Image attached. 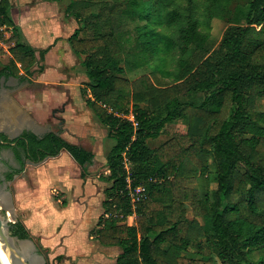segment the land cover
<instances>
[{
	"label": "trees",
	"instance_id": "16d2710c",
	"mask_svg": "<svg viewBox=\"0 0 264 264\" xmlns=\"http://www.w3.org/2000/svg\"><path fill=\"white\" fill-rule=\"evenodd\" d=\"M236 1L199 0L202 20L169 9V0L68 3L69 15L82 24L68 42L89 79L85 103L115 141L104 164L109 174L101 177L108 186L95 230L101 245L121 250L115 264H264V104L257 109L264 101V0H242L244 12L231 18ZM8 9L9 1L1 0L0 16L10 26ZM125 16L145 21L134 27L133 39L118 23ZM214 18L228 27L213 45L208 39ZM157 26L176 27L177 36ZM176 50L175 73L156 67L133 80L122 75L138 56L150 60ZM45 51H39V60ZM8 52L16 72L42 70L33 69L31 47L16 43ZM179 118L185 120L184 132L155 149L147 146V139L169 134L166 125ZM59 133L12 139L20 168L8 178L23 169L25 159L40 162L61 151L88 175L95 155ZM127 177L146 190L134 208L125 192ZM10 233L31 237L20 221L11 223Z\"/></svg>",
	"mask_w": 264,
	"mask_h": 264
},
{
	"label": "crops",
	"instance_id": "0c3cea01",
	"mask_svg": "<svg viewBox=\"0 0 264 264\" xmlns=\"http://www.w3.org/2000/svg\"><path fill=\"white\" fill-rule=\"evenodd\" d=\"M8 1L12 24L10 35L0 45V54H3L0 71L8 67L14 73L5 69L6 74L0 77V134L8 141L24 133L42 137L60 131L59 135L66 141L91 151V144L97 143V117L82 101L81 95L89 79L81 58L73 53L68 42L82 25L69 15L66 6H61L70 0ZM16 43L34 49L36 61L33 69L40 65V72L35 71L32 75L22 70L16 72L8 52V48ZM41 50H46L43 60H39ZM81 68L83 73H80ZM86 92L83 99L88 97ZM91 152L94 154V150ZM3 157L0 156V165H4L8 158L13 161L11 152H3ZM108 174L105 172L103 177ZM2 185L6 191V206L15 212L20 211L23 216L18 221L31 236L30 248H36L38 258L44 257V260L40 259L41 264L50 263L51 253L53 258L61 256V264H74L75 257H87L91 253L97 257V264H115L121 250L115 246H103L95 237L108 183L103 187L94 176H82L81 167L66 151L45 158L38 165L25 161L23 169ZM127 218L132 220L134 215ZM34 223L39 226L35 228ZM64 223L67 229L62 228ZM127 223L133 225L134 220H127ZM51 225L52 235L45 236L44 231H48ZM74 225L80 227L84 247L70 254L64 240H74ZM38 245L43 247L42 252Z\"/></svg>",
	"mask_w": 264,
	"mask_h": 264
},
{
	"label": "rangeland",
	"instance_id": "374dc122",
	"mask_svg": "<svg viewBox=\"0 0 264 264\" xmlns=\"http://www.w3.org/2000/svg\"><path fill=\"white\" fill-rule=\"evenodd\" d=\"M168 1V0H166ZM169 9L171 8H177L178 10H180L183 14L188 15L189 17L195 18V19H199L202 20L203 16H202V8L200 7V2L199 0H192V4L189 5L187 0H169ZM240 3V4H238ZM67 1H64V4H62L61 6H68ZM161 8V7H160ZM163 10V12L165 13L166 11H168L169 9H164L161 8ZM245 7L242 4V0H238L233 4V10H232V15L231 18H235L237 15L241 16V14L244 12ZM118 23L121 24V26L127 27V30L130 32V35L132 37V39L134 38V27L141 24V23H145V21H139V19L137 17H131V16H125L122 18H119ZM211 30H210V37L208 39V43L209 44H217L221 37L223 32L226 30V28L228 27V24L226 23L225 20L222 19H218V18H214L211 20ZM156 30L158 31H163L173 37H176V27H170L167 28L165 26H157ZM200 31H205L204 27L201 26L199 28ZM86 36V32H82V34H80V37H85ZM7 45V44H6ZM3 56V54H0V57ZM177 50L171 52L168 55H159L158 57H154L151 58L150 60H147L146 58H143V56H138L136 59V62L134 64V67L131 71L129 72H124L122 75L126 78H128L129 80H133L135 78H137L140 75L143 74H149L150 71L153 68H159L162 71H170L175 73L177 70ZM121 66H123V63L120 64ZM83 73V69L81 68L80 73ZM165 73H161L160 76L166 78L168 81L172 79V76H165ZM84 84V83H83ZM86 96L90 97L91 93L88 91L86 92ZM82 97V101L85 102V98L83 99V94L81 95ZM87 97V98H88ZM263 104L264 101L259 100L257 103V109L258 110H262L263 108ZM97 143L95 144H91V151L94 150V154H95V158H94V162L91 165H87V170H88V174L90 176H94L97 179V183H99L100 185H102L103 187L107 186V183L103 180H101L100 178H98V175H101L102 177L104 176L103 174L106 171V167L104 166L105 160H106V156L109 154L110 149L112 148V146L115 144L114 139H111L108 137V132H107V127L102 125L101 122L97 119ZM185 120L183 118H179L178 120L174 121L173 123H170L169 125H166L165 130H168L169 134H160L157 138L154 139H147L146 140V144L150 149H155L157 148L159 145H161L163 142H165L167 139L170 138V135L173 133H179V132H184L185 131ZM0 170L3 169V166L0 165ZM29 168V167H27ZM209 174L212 175L214 172V167L212 164H210L209 166ZM215 183L211 182L209 187L210 190L215 189ZM12 209V208H10ZM187 214L189 217H191V213L190 210L187 211ZM0 216H4L7 218L8 223H13L15 220H19L20 218H22V214L20 211H14L13 209L11 210V212H6L4 210H0ZM128 222H133L134 219H128ZM83 222H89V220H84ZM67 223V222H66ZM66 223H64V225L62 226V228L67 229V225ZM35 224V228H37L39 226L38 223H34ZM72 224V223H71ZM77 224V223H75ZM78 225V224H77ZM73 228H76V232L75 235L73 237L74 240H64V245L66 246V251L70 254L74 253V251L77 250H82V248L84 247V241L82 239V236L80 235V227L74 225ZM54 229V228H53ZM51 230H52V225L49 226L48 231H44L45 236H50L51 234ZM9 236L12 237V242L13 245L19 249L21 251V253L24 255V257H28L30 254L29 250H32V247L30 248V243L28 242V240L26 241H20L18 240L16 237L12 236L11 233H8ZM52 239H54V237H52ZM49 241H52L49 239ZM86 242V241H85ZM46 252V251H44ZM43 252V253H44ZM52 254V253H51ZM51 254H49V264H61L59 263L60 259L57 258H53V256H51ZM93 254L91 253L89 256L87 257H75L74 259V264H97V257H93ZM42 256V255H41ZM44 260V257L42 256V258H37V263L36 264H41V260ZM56 260L58 262H56ZM16 264H21V262L18 259H14Z\"/></svg>",
	"mask_w": 264,
	"mask_h": 264
},
{
	"label": "water",
	"instance_id": "95a60500",
	"mask_svg": "<svg viewBox=\"0 0 264 264\" xmlns=\"http://www.w3.org/2000/svg\"><path fill=\"white\" fill-rule=\"evenodd\" d=\"M26 162L28 164L38 165L41 161L31 162L30 160H27ZM4 192L6 191H4L3 185L0 184V210H4L5 213L11 212L10 208L6 206V203L4 201ZM10 227H11V223H8L7 218L4 216L3 217L0 216V239L4 243V248L9 252L11 256V264H16L14 261L15 258L18 259L21 262V264H36L38 258V253L36 252V248L34 250L33 248L32 250H29L30 255L28 257H24L21 251L13 245L12 237L8 235V233L10 232ZM28 241L30 242L31 239H29ZM38 248L40 249L41 252L43 251V247H41V245H38Z\"/></svg>",
	"mask_w": 264,
	"mask_h": 264
},
{
	"label": "built area",
	"instance_id": "2783aa9c",
	"mask_svg": "<svg viewBox=\"0 0 264 264\" xmlns=\"http://www.w3.org/2000/svg\"><path fill=\"white\" fill-rule=\"evenodd\" d=\"M10 32H11V27L2 21V17L0 16V45H2V40H4V38L10 35ZM129 119L133 121L132 116H130ZM125 168L128 169V165H125ZM125 192L133 208L137 202H139L140 200L146 197L145 187L143 185H138L133 187L131 185V180L129 177L126 178Z\"/></svg>",
	"mask_w": 264,
	"mask_h": 264
},
{
	"label": "flooded vegetation",
	"instance_id": "af4514ba",
	"mask_svg": "<svg viewBox=\"0 0 264 264\" xmlns=\"http://www.w3.org/2000/svg\"><path fill=\"white\" fill-rule=\"evenodd\" d=\"M1 135L2 134H0V143L2 144L0 146V156H1V159L2 158L4 159L3 152L7 151L8 153L9 152L12 153V155H13V161L15 162L13 164V161H11V159L8 158L6 160V163H4V165L3 164L1 165V166H3V168L6 169V170L5 169L0 170V184H3L5 181H9V180L11 181L12 180L13 176H15L16 173H14L12 175V178L11 179L8 178V175L10 173L16 172L20 168V164H19V162H18V160H17V158H16V156L14 155V152H13L14 143L11 142V140H8V141L7 140H3V138L1 137ZM4 144H5V146H4ZM27 160L28 159H25V161H27Z\"/></svg>",
	"mask_w": 264,
	"mask_h": 264
},
{
	"label": "bare ground",
	"instance_id": "6f19581e",
	"mask_svg": "<svg viewBox=\"0 0 264 264\" xmlns=\"http://www.w3.org/2000/svg\"><path fill=\"white\" fill-rule=\"evenodd\" d=\"M0 264H11V256L4 248V243L0 239Z\"/></svg>",
	"mask_w": 264,
	"mask_h": 264
}]
</instances>
